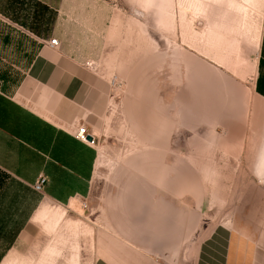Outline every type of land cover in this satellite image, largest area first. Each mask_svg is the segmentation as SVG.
<instances>
[{
	"label": "rangeland",
	"instance_id": "rangeland-1",
	"mask_svg": "<svg viewBox=\"0 0 264 264\" xmlns=\"http://www.w3.org/2000/svg\"><path fill=\"white\" fill-rule=\"evenodd\" d=\"M100 1L116 23L94 49L104 54L94 63L106 87L90 193L68 208L39 203L33 220L63 228V244L163 199L201 222L200 214L214 220L264 194L255 176L264 177V103L252 89L264 0ZM48 17L36 0H0V98H12L26 77ZM39 195L0 171V264H28V246L20 259L13 246Z\"/></svg>",
	"mask_w": 264,
	"mask_h": 264
},
{
	"label": "crops",
	"instance_id": "crops-1",
	"mask_svg": "<svg viewBox=\"0 0 264 264\" xmlns=\"http://www.w3.org/2000/svg\"><path fill=\"white\" fill-rule=\"evenodd\" d=\"M36 3L50 17L26 77L12 98H0V171L31 189L40 176L46 182L12 254L20 259L27 245L28 264H84V251L91 253L90 264H264V194L247 196L237 212L223 210L214 220L200 214L202 224L197 211L163 199L156 209H126L123 225L86 226L63 244L56 239L67 233L63 228L49 230L33 220L43 204L68 208L71 200H85L90 193L98 155L94 124L106 87L105 70L94 63L104 54L94 49H103L116 23L110 5L100 0ZM51 39L57 48L48 45ZM252 89L264 103V19ZM81 125L92 145L75 139ZM255 176L264 186V177ZM42 233L51 241H43Z\"/></svg>",
	"mask_w": 264,
	"mask_h": 264
},
{
	"label": "built area",
	"instance_id": "built-area-1",
	"mask_svg": "<svg viewBox=\"0 0 264 264\" xmlns=\"http://www.w3.org/2000/svg\"><path fill=\"white\" fill-rule=\"evenodd\" d=\"M48 45L51 48H57L58 47V41L56 39H51L48 42ZM74 137L76 140L82 142V143H87V144H93L94 142H88L86 140V137L89 135L86 128L81 125L79 127H77V129L75 130V132L73 133ZM46 182V178L44 176H40L38 178V180L36 181V183L33 186V190L40 193L43 190V186Z\"/></svg>",
	"mask_w": 264,
	"mask_h": 264
},
{
	"label": "water",
	"instance_id": "water-1",
	"mask_svg": "<svg viewBox=\"0 0 264 264\" xmlns=\"http://www.w3.org/2000/svg\"><path fill=\"white\" fill-rule=\"evenodd\" d=\"M86 140H87L88 142H92V141H93V138H92L90 135H88V136L86 137Z\"/></svg>",
	"mask_w": 264,
	"mask_h": 264
}]
</instances>
